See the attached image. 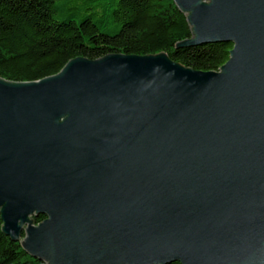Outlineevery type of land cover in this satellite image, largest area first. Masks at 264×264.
Listing matches in <instances>:
<instances>
[{"label": "water", "instance_id": "95a60500", "mask_svg": "<svg viewBox=\"0 0 264 264\" xmlns=\"http://www.w3.org/2000/svg\"><path fill=\"white\" fill-rule=\"evenodd\" d=\"M174 2L185 45L234 46L219 71L116 54L0 78L2 231L32 258L264 264V0Z\"/></svg>", "mask_w": 264, "mask_h": 264}, {"label": "trees", "instance_id": "16d2710c", "mask_svg": "<svg viewBox=\"0 0 264 264\" xmlns=\"http://www.w3.org/2000/svg\"><path fill=\"white\" fill-rule=\"evenodd\" d=\"M191 37L174 0H0V78L40 81L76 58L116 54L166 53L203 72L230 59L232 44L185 45ZM0 264H44L3 233L1 216Z\"/></svg>", "mask_w": 264, "mask_h": 264}]
</instances>
